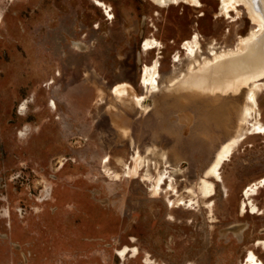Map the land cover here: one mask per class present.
<instances>
[{"label": "rangeland", "instance_id": "rangeland-1", "mask_svg": "<svg viewBox=\"0 0 264 264\" xmlns=\"http://www.w3.org/2000/svg\"><path fill=\"white\" fill-rule=\"evenodd\" d=\"M102 1L112 18L94 0H0V264H264V186L242 208L264 180V78L205 87L264 29L216 0Z\"/></svg>", "mask_w": 264, "mask_h": 264}, {"label": "bare ground", "instance_id": "bare-ground-1", "mask_svg": "<svg viewBox=\"0 0 264 264\" xmlns=\"http://www.w3.org/2000/svg\"><path fill=\"white\" fill-rule=\"evenodd\" d=\"M151 1H152V3L155 6H158V7L162 8V9L170 8L172 6L178 7L182 3L189 4V5H191L192 7H195V8H198V7L202 6V0H151ZM216 1H220V3H221V11L224 12L225 14H227L228 16H230V8L231 7H234L236 9L238 6L239 7L240 6H245L247 11H248V13H249V15H250V19H251L252 23L255 24L257 27H259L260 31H262L264 29V0H259V2H258V0H216ZM94 2H95V4L98 7H101L103 9H105V12H106L107 16L109 18H112L111 17L112 16L111 15L112 8L109 5H107L102 0H94ZM257 35H259L258 32L252 31L249 36L244 37V38L242 37L240 39V42H239V45L237 46V49L230 50L227 53L224 52L222 54H218V55H216V57L220 58V57H225V56H228V55L241 54L242 52H244L246 50V48L255 39V37ZM142 49H143L144 52L149 53V52H152L154 50H158V49L161 50L162 49V44L160 42H158L156 39H146L143 42ZM183 49L189 50L190 52H192V54L194 53V49L192 48V46H191V44L189 42H186L184 44ZM263 55H264V44H262L260 46L258 45L257 48H255L254 51L253 50L249 51L248 53L244 54L243 56H241L239 58H236L234 60H231L230 62H228L227 66L218 67L213 72H210L207 75V78L210 80V83H209V85H207L205 87H207L208 90L209 89L210 90H215V91L216 90H220V91H225V92H227V91L230 92L232 90L233 92H236L237 90H239V88L242 85H247L251 81L255 82V81H259L260 79H263L264 78V57H263ZM261 57H263V58L260 61L259 58H261ZM204 65H205V63L202 65V67ZM159 67H160L159 60H155L154 64L151 65V66H145L144 67V71H143L142 78H141V81H142L143 85H146L148 87V86H151V85H153L155 83L156 77L158 76V73H159ZM187 81H188V84L191 85V86L194 85V83H195V79H194L193 76H190ZM127 88H131V86L128 85V84L119 85L117 87V89H116L115 94L117 96H124L125 94H128L130 92ZM150 92H153V91H150ZM52 102H53V100H52ZM139 106L142 108L143 104H140ZM20 135H22V134H20ZM232 146H233V144H232ZM230 147H231L230 144L224 146V148H223L224 152L220 151L221 153L219 154L218 159H222L224 157L225 152ZM229 150L231 151V149H229ZM151 152L152 151H150V153ZM140 161H141L140 157L138 156V158H137V156H136V165L140 164ZM217 164H218V160H217ZM214 166H216V165H214ZM212 167H211V169H212ZM110 168H112V167H110ZM147 170H150V169H147ZM219 171H221V170H219ZM138 175H139L138 167H135L133 169V171H132V176L131 177L133 178V176H138ZM204 180H206V179H204ZM210 183L211 182H209V184ZM164 184H165V179H164L163 176H161L159 178V180L157 181V187L155 189V193L157 195L161 194L162 186ZM205 186H206V184H205V181H204V185L201 188V193H202L203 197H207L208 196V189ZM263 186H264V180H262L259 185L255 186L251 190H247L245 192V197H246L247 201L243 202V204H242L243 210L247 209V207L249 205H251V202H249V200L251 199V197L253 195H255L256 191L259 188L263 187ZM213 192H214V190H213ZM190 193L195 195V193L192 192V190H190ZM192 199H193V197H192ZM247 202H249V203H247ZM195 204H196V202H195ZM257 245H263L264 246V241L257 242ZM117 254L122 260L125 261L126 258L130 254H132L131 255L132 257H136L139 254V250L136 247H132V248L125 247L124 249L118 250ZM246 264H262V263H260L259 258L257 257V255L253 251H250L249 254L246 257Z\"/></svg>", "mask_w": 264, "mask_h": 264}]
</instances>
